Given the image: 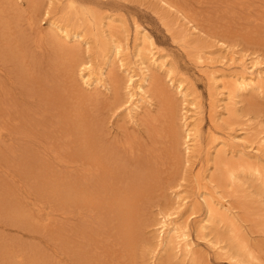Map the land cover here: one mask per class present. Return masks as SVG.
<instances>
[{"label":"bare ground","instance_id":"obj_1","mask_svg":"<svg viewBox=\"0 0 264 264\" xmlns=\"http://www.w3.org/2000/svg\"><path fill=\"white\" fill-rule=\"evenodd\" d=\"M28 1L31 11L26 12V26L33 44L39 50L49 44L56 51H69L73 62L68 65L66 85L56 81L52 89L38 92L33 68L17 66L28 64L27 54L22 52L23 45L4 26L5 37L1 34L4 40L0 39V160L4 161L0 162L6 165L7 154L2 147L8 145V151L12 152L13 138L31 127L30 137H23L16 150H20L21 161L37 162L34 169L31 167L33 179L37 178L30 188L36 186L46 190L47 205L28 201L31 191H23L26 183L21 181V176L18 194L26 204L37 206L35 215L41 218L35 220V215L28 214V220L55 239L61 233L64 243L60 254L54 248H58L57 244L53 245L50 263L40 261L36 264H136L138 227L142 224L140 210L146 189L144 179L147 178V174L139 172L154 169L157 186L162 188L174 180L180 163L189 167L183 171L190 182L197 185L196 194L182 185L170 187L173 210L157 214L154 247L147 264H155L159 254V258L166 257L159 262L162 264H175L173 259H179L180 263L211 264L199 255L188 226V216L194 211V203L199 201L204 215L194 231L211 250L226 255L235 264H264V259L247 242L246 222L239 213L243 210L233 204L240 203V197L245 199L240 191L246 188L243 181L246 176L253 178L256 186L264 191V158H260L264 157V134L254 133L248 123H242L236 105L237 97L245 91L264 94V61L220 39L207 44L203 30L206 22L203 24L192 16V9L179 0H158L159 6L169 16L172 14L165 23L168 29L182 41L183 47L195 48L188 51L189 57L207 80L210 134L214 145L208 146L206 152L213 148L214 169L220 174L215 176L204 169L193 173L191 159L204 148L200 135L202 104L194 89L171 76L165 54L154 46L152 37L135 25L131 43H128L123 35L122 18H100L92 8L87 10L75 0H67L60 8L61 15L48 16L46 27H41L37 24V0ZM18 2L21 0H0V9L7 8L5 13L9 14L19 8ZM56 4V0H48L49 6ZM234 8L250 13L256 11L257 19L264 17L260 14L264 12V0H237L229 11ZM210 29L221 38L234 36L229 28ZM217 43V48H211ZM153 68L165 72L181 97V141L177 135L174 102L165 87L155 81ZM116 69L126 76L124 101ZM42 78L47 81L48 76L44 74ZM110 89L118 102L123 101L121 106L127 121L132 125L143 122L144 138L141 140L132 132L124 134V140L121 135L108 142L98 139L99 135L94 136V128L88 126L89 116L93 115L97 103L107 98ZM150 92L157 98L155 109ZM39 104L42 107L36 122L42 128L37 132L34 123L26 120H33L31 108ZM233 122L242 123L238 130L242 136L225 130L224 125ZM36 138L39 147H34ZM217 176L222 182H216ZM17 209L23 210L19 206ZM210 226L215 227L217 233L221 232L220 226L229 232L234 251L221 244L219 234L209 236L206 230Z\"/></svg>","mask_w":264,"mask_h":264},{"label":"rangeland","instance_id":"obj_2","mask_svg":"<svg viewBox=\"0 0 264 264\" xmlns=\"http://www.w3.org/2000/svg\"><path fill=\"white\" fill-rule=\"evenodd\" d=\"M81 7L85 9H93L95 13L100 17L106 16L119 17L124 20L122 25L125 30L123 35L127 37V42L131 43L135 25H138L145 30L154 41V46L162 49L165 54L166 61L171 68V76L175 79L183 80L185 86L194 89L199 97V101L202 104V120H201V139L204 144L203 150L192 158L190 169L195 173L197 169H204L206 172H213L216 175L220 173L214 169L215 152L213 148L208 149V146L214 145L211 142L210 127L212 122L209 115V99H208V85L204 74L199 67L196 66L193 58L189 57V50H195L193 47H183L182 41L175 38L168 29L165 23H168L172 18V14H167L164 9L159 6L158 0H75ZM234 1V2H233ZM237 0H179L183 6L188 9H192V16L203 21L205 41L207 44H211L214 41L220 39L225 44H229L231 47L239 49L242 53H247L251 56H259L264 61V17L257 19L256 11L248 12V10H232L229 11V7H234V3ZM58 4L56 6H49L48 0H37L38 3V16L37 20L41 27H46L48 16L53 18L60 16V8L67 0H56ZM19 3V2H18ZM17 10H12L9 14L7 8L0 9V39L3 38L1 34L5 33L4 26L8 27L7 30L13 32L11 36H15L17 42L23 45L22 52L27 54L28 64H17L20 69L33 68L32 73L37 76V85H39V91L42 92L46 89H52V85L56 81H60V84H65V78L68 74V65L73 63L72 53H64L63 50L56 51L54 46L46 44L42 49H37L33 44V38L29 35V30L26 24V12L31 11V5L28 0H21L18 4ZM30 5V6H29ZM87 7V8H86ZM89 7V8H88ZM59 8V10H58ZM11 11V10H10ZM47 11V12H46ZM191 12H189L191 14ZM264 14V12H260ZM256 18V20H255ZM4 21V23H1ZM208 25H211L216 30L229 28L234 32L233 35H228L221 38L220 34L212 32ZM2 32V33H1ZM212 46L211 48H217ZM205 48V47H204ZM38 50V51H37ZM19 53H21L19 51ZM22 54V53H21ZM24 59L26 57L24 56ZM18 69V68H17ZM155 73V81L165 87L168 96L174 102L175 105V118L176 129L179 141L182 138V125L180 120V108L181 97L176 94L175 88L165 76L163 70L152 69ZM30 71V69H29ZM31 72V71H30ZM48 76L47 81H43L42 75ZM116 80L120 91V96L123 101L125 95V83L126 76L123 72L115 70ZM28 77V75H26ZM40 79V80H39ZM150 89V88H149ZM152 94V92H150ZM112 89L107 92V98L103 101H99L95 106V111L92 116H89L88 126L94 128V136H98V139L108 142L118 139L127 132H132L133 135L141 140L144 138V124L140 122L138 125H132L127 121V116L123 111L122 102H118L116 97L113 96ZM153 95V94H152ZM39 96V94H38ZM31 98V97H30ZM29 98V99H30ZM152 107L155 109L157 106V98L153 95ZM238 115L240 116V122L248 123L250 130L254 133L261 131L264 134V94L258 95L255 91H245L237 97ZM41 104L33 106L31 114L32 119L26 121L34 123L36 127L34 130L39 132L41 125L36 120L40 117L39 111ZM233 122L232 124L224 125L226 131L231 132L237 136H242V133L238 132L242 123ZM30 127V126H29ZM31 127L28 131L19 133L16 138H13L14 149L12 152L8 151V145L2 147L7 156L5 157L6 165L0 162V264H36L42 261H48L52 258L53 249L59 251L60 247L64 244L61 233L57 234L55 239L49 232L42 228L36 227V224L28 220V214H36V207L31 203L26 204L20 199L18 194V178L21 176L26 183V187L23 191L30 190L29 194L31 198L28 201L35 200L40 205H47V191L41 187L32 186L33 176L31 167H36L37 162L21 161L20 150H16V146L22 141V138L28 139L30 137ZM235 131V132H234ZM240 131V130H239ZM250 131V132H251ZM240 133V134H239ZM26 134V135H25ZM224 135V134H222ZM225 136V135H224ZM6 138V136L4 137ZM25 141V140H24ZM23 141V142H24ZM7 141L6 143H9ZM28 147H31L29 143ZM39 147V140L36 138L34 141V147ZM182 148V145L179 144ZM211 150V151H210ZM264 155V154H263ZM26 158V157H25ZM260 158H264L262 155ZM0 161H4L3 159ZM34 164L35 166L31 165ZM24 165V170H21ZM179 172L175 174L174 180L162 188H158V179L153 176L155 174L154 169H144L139 173L141 175L147 174V178L144 179V187H146L144 194L143 205L140 213L142 214V224L138 227V248L136 254V264H147L151 251L154 247L155 241V227L158 212L160 211H172L173 210V198L170 194V187H176L181 185L187 190L196 194V184L190 182L186 177V173L183 169H188L180 163ZM36 172V170H35ZM218 178V176H217ZM222 182L219 178L216 182ZM245 181L244 186L246 188L241 189L240 193L245 195L244 198H238L240 203H233L237 208L243 211L239 212L243 215L246 222V239L250 247L257 252V254L264 259V191H261L256 186V181L250 176L243 178ZM38 186V185H37ZM22 188V186H21ZM216 190L215 188H212ZM22 191V189H21ZM216 195V194H215ZM17 206L23 208L18 210ZM194 211L188 216V226L191 229V237L197 244L199 255L206 262L211 264H235L226 255H220L211 250L203 239L195 234L194 227L198 220L204 215V207L201 202L194 203ZM40 216L35 215V220L40 219ZM34 224V225H32ZM221 231L217 233L215 227L208 228L206 232H209V236L220 235L222 245H227L231 251L234 249L230 246L231 240L228 238L229 232L226 231L223 226L218 227ZM225 232V233H223ZM222 233V234H221ZM57 244V247L53 245ZM54 247V248H53ZM63 250L61 249V252ZM160 255V254H159ZM156 258L155 264L163 261L166 257L163 255ZM175 264H189L187 262L180 263L179 259H173ZM169 264H172L170 262Z\"/></svg>","mask_w":264,"mask_h":264}]
</instances>
